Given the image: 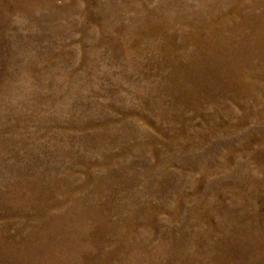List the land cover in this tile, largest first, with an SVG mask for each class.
<instances>
[{"label": "rangeland", "instance_id": "1", "mask_svg": "<svg viewBox=\"0 0 264 264\" xmlns=\"http://www.w3.org/2000/svg\"><path fill=\"white\" fill-rule=\"evenodd\" d=\"M0 264H264V0H0Z\"/></svg>", "mask_w": 264, "mask_h": 264}]
</instances>
